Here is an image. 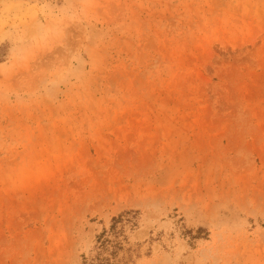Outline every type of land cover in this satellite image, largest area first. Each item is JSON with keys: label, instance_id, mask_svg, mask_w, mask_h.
I'll list each match as a JSON object with an SVG mask.
<instances>
[{"label": "rangeland", "instance_id": "rangeland-1", "mask_svg": "<svg viewBox=\"0 0 264 264\" xmlns=\"http://www.w3.org/2000/svg\"><path fill=\"white\" fill-rule=\"evenodd\" d=\"M125 210L135 264H264V0H0V264Z\"/></svg>", "mask_w": 264, "mask_h": 264}, {"label": "trees", "instance_id": "trees-1", "mask_svg": "<svg viewBox=\"0 0 264 264\" xmlns=\"http://www.w3.org/2000/svg\"><path fill=\"white\" fill-rule=\"evenodd\" d=\"M139 215L138 210H125L112 217L108 228L95 237L89 264H135L140 245L130 243L128 233L137 227ZM196 231L203 232L201 228Z\"/></svg>", "mask_w": 264, "mask_h": 264}]
</instances>
